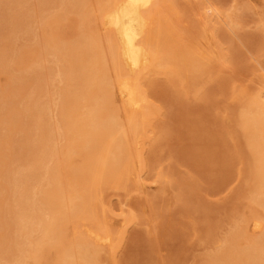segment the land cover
Here are the masks:
<instances>
[{"label": "bare ground", "instance_id": "1", "mask_svg": "<svg viewBox=\"0 0 264 264\" xmlns=\"http://www.w3.org/2000/svg\"><path fill=\"white\" fill-rule=\"evenodd\" d=\"M47 1L56 3L57 9L45 19L36 13L41 23L36 43L41 45H32L45 48L52 57L48 60L52 66L44 74L43 64L37 61L46 52L36 56L37 49L32 47L9 46L17 31V35H27L29 18L23 16L19 4L0 10V72L2 77L9 73L2 81L4 87L0 85V248L3 251L4 246L7 255H2L4 259L0 255V264H100L98 246L111 241L97 209L100 195L106 184H125L138 175L139 146L148 137V116L153 109L146 104L145 74L166 69L169 77H185L191 83L192 76L208 69L207 60L225 59L213 48L214 36L231 45L241 39L215 19L216 24L201 30L203 37L210 34L209 39L213 38L207 51L180 40L179 33L180 39L174 35L170 40L167 35L164 40L174 44L162 48L163 29L175 24L174 0H92L93 14L85 0ZM69 13L74 15L71 27L77 28L74 38L54 42L57 25ZM21 55L33 59L29 71L19 72V67L18 74L7 71ZM24 56L18 62L26 60ZM48 72L58 80L52 91L55 100H50L56 112L54 125L46 116L48 90L41 89L43 84L51 85L44 83ZM47 79L49 83L50 75ZM19 94L25 96L20 104L15 100L16 96L21 99ZM236 99L239 108L232 115L238 130L234 131L248 174L243 187L249 200L245 208L250 209L252 230L262 232L249 236L252 232L246 231L248 222L242 216L243 225L233 227L200 264H264V84L256 93H241ZM56 130L61 136L58 146L53 138L58 139ZM13 139L14 145H8ZM4 226L13 230L4 233Z\"/></svg>", "mask_w": 264, "mask_h": 264}, {"label": "rangeland", "instance_id": "2", "mask_svg": "<svg viewBox=\"0 0 264 264\" xmlns=\"http://www.w3.org/2000/svg\"><path fill=\"white\" fill-rule=\"evenodd\" d=\"M19 1L20 4L11 0H0V3L2 2L0 10L13 6L14 3L19 4L23 16L27 17V20L29 18V34L17 35L19 32L16 29V37L11 38L15 43L12 45L11 42L9 46L17 44L32 49L40 48L41 44L38 43V46L36 42H39L37 36L41 31V23L36 13L40 12L39 15L45 19L47 15L56 11V3L52 1L48 3L47 0ZM89 1L85 0L86 4L88 2L87 7L92 10L94 1L91 0V4ZM173 4L172 20L175 24L174 26L171 24L172 29L170 27L162 30L160 40L167 45L162 43L161 47L173 45L174 43L171 44L164 38L168 35L171 40L175 35L178 39L181 36L180 40L187 41V44L191 42L196 46H204L200 49L205 52L212 46L211 40L214 38L216 47L213 45V48L219 49L220 56H224L225 59H212V62L207 60L206 63L209 65L206 64L205 68L208 69L198 72L199 76L186 75L188 79L191 77L192 80H196L191 83L190 80L188 83L185 77H169L171 74L167 75L166 69L161 71L157 68L158 71L154 69L153 72L145 74L146 104L153 109L148 116L146 142L148 139L149 142L145 144L139 140L142 143L141 147L139 146L141 162L135 168L138 175L125 184H106L102 190L97 209L99 216L109 228L111 241L98 246L100 264H200L204 256L220 247L233 227L243 225L242 216L247 219L249 225L246 224L245 227H248L246 231L252 232H248L249 236L257 237L262 232L260 231L262 229L252 230L251 218L248 216L250 209L248 211V208H245L249 206V200L243 187L246 185L248 174L245 173L247 171L244 170L240 155L239 142L234 131L238 130L237 122L233 117L239 108L237 96L241 93L254 94L264 84V0H174ZM91 10L89 11L93 14L94 10ZM66 16L63 22L57 25L60 32L56 33L58 31L56 29L54 34L56 38L53 36V41L59 44L74 38L77 29L71 27L75 24L71 22L74 15L69 13V16L67 14ZM215 19L223 21L225 27L241 39L240 43L236 44L234 41L231 45L233 42H227L219 36L209 39L210 34L208 38L203 37L201 30L216 24ZM97 32L100 33L101 30L98 29ZM209 40L212 44H208ZM176 42L178 43V40ZM2 47L6 48L7 45ZM42 49L45 50L41 48L35 52L36 56L46 52L43 60L38 58L37 61L43 64L41 72L44 74L46 68L52 66L48 61L52 57ZM235 53L242 56L238 57ZM23 56L9 64L7 71L12 70L10 73L13 74L29 71L31 64L29 62L33 59L28 60L25 55L26 60L18 62ZM16 67H19V72L16 71ZM6 73L8 72H5V76ZM47 74L48 77L50 75V80L49 83L46 82L48 77L44 75V83L51 85L42 87L43 84L41 89L48 90L49 107L46 116L54 125L56 112L50 100H55L56 96H53L54 100L52 99V95L55 94V92L52 94V91L57 89L55 87H58V80L54 78V74L49 72ZM2 75L1 86L4 83L2 81L7 80V76ZM52 77L54 81H51ZM6 82L4 85L8 88ZM24 97L15 100L20 104L23 99L25 100ZM233 113L235 115H232ZM54 134L56 135V132ZM57 134V138L61 137L58 131ZM53 138L58 146L60 138L57 140L55 136ZM14 140L8 142V145H14L12 143ZM74 160L78 161L79 157H75ZM67 182L66 180L65 183ZM70 185L67 188L71 189ZM259 211L261 209L257 208V212ZM209 227L210 237H207L204 233ZM8 228L11 229V226ZM10 229L8 231L7 226H4L1 230L10 233ZM202 233L207 238L204 236L202 238ZM208 239L209 241H206ZM241 241L245 242V239L242 238ZM5 249L4 246L3 251L0 248L1 256H7L4 253Z\"/></svg>", "mask_w": 264, "mask_h": 264}]
</instances>
